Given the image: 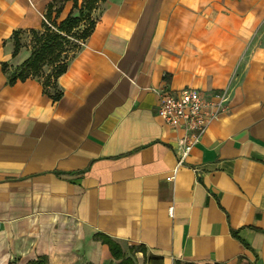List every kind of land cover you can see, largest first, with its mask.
Segmentation results:
<instances>
[{
  "label": "crops",
  "instance_id": "crops-1",
  "mask_svg": "<svg viewBox=\"0 0 264 264\" xmlns=\"http://www.w3.org/2000/svg\"><path fill=\"white\" fill-rule=\"evenodd\" d=\"M55 1L0 0V264H111L99 234L133 264H264V0L98 1L52 99L2 63L49 3L76 14ZM182 88L227 99L174 171L156 105Z\"/></svg>",
  "mask_w": 264,
  "mask_h": 264
},
{
  "label": "trees",
  "instance_id": "trees-1",
  "mask_svg": "<svg viewBox=\"0 0 264 264\" xmlns=\"http://www.w3.org/2000/svg\"><path fill=\"white\" fill-rule=\"evenodd\" d=\"M63 1L56 0L55 2L62 3ZM98 1L104 0H82L79 5L78 0H72V8L76 9V14L70 12L59 22L50 20L53 3H49L45 14L49 24L44 23L42 30H29L31 47L28 57L12 68H8L6 63H2V70L6 73L7 82L12 84L17 79L24 80L30 76L37 77L41 80L43 90L49 93L52 99H57L60 92L56 89V78L66 69L67 62L78 48L79 41L89 35L94 24L91 11ZM60 8V6L55 8L56 14ZM82 22H87V24L80 29L78 26ZM21 34L22 31L20 30L12 33L13 55L18 52L21 46ZM69 52H71L70 55ZM46 66L50 67L51 72H45L44 67ZM97 236L102 243L107 244L112 258L116 260L111 264H133L132 259L125 255L118 242L103 234ZM131 249L130 251H132ZM158 259L160 258L149 257L148 264H154ZM45 263V258H37L26 264Z\"/></svg>",
  "mask_w": 264,
  "mask_h": 264
},
{
  "label": "built area",
  "instance_id": "built-area-1",
  "mask_svg": "<svg viewBox=\"0 0 264 264\" xmlns=\"http://www.w3.org/2000/svg\"><path fill=\"white\" fill-rule=\"evenodd\" d=\"M215 97V101L207 102L198 90L192 88L159 94L156 105L157 116L170 127L180 130L177 137L178 150L174 171L199 142L210 121L223 109L227 92L223 90L216 93ZM172 175L168 178H172ZM169 212H172L171 208Z\"/></svg>",
  "mask_w": 264,
  "mask_h": 264
},
{
  "label": "rangeland",
  "instance_id": "rangeland-1",
  "mask_svg": "<svg viewBox=\"0 0 264 264\" xmlns=\"http://www.w3.org/2000/svg\"><path fill=\"white\" fill-rule=\"evenodd\" d=\"M81 24H83V25H86L87 24V22H82ZM25 37H27V36H25ZM71 54V52H69V55ZM44 70H45V72L47 73V72H51V70H50V67L49 66H46V67H44Z\"/></svg>",
  "mask_w": 264,
  "mask_h": 264
}]
</instances>
